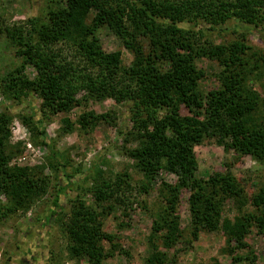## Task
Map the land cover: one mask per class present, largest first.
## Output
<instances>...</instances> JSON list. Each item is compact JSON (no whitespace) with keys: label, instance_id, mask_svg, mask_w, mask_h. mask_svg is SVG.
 Here are the masks:
<instances>
[{"label":"trees","instance_id":"trees-1","mask_svg":"<svg viewBox=\"0 0 264 264\" xmlns=\"http://www.w3.org/2000/svg\"><path fill=\"white\" fill-rule=\"evenodd\" d=\"M230 21L262 31L264 0H64L62 7L48 11L45 20L30 18L12 27L4 25L0 14V36L6 35L19 60L0 78V93L16 105L32 97L41 101V113L30 103L31 113L22 121L32 139L49 151L46 165L54 177L49 180L44 169L10 166L20 149L10 146L11 116L0 112V195L7 198L6 204L0 200V221L28 209L33 192L45 193L48 187L56 190L49 214L40 228L30 230L33 239L16 253L14 264H33L34 260L38 264L42 230L55 223L75 189L66 225L70 256L103 264L117 253L115 237L103 229V217L125 204L126 192L132 190L129 175L108 178L101 164L70 174L68 162L48 139L45 127L50 116L108 99L130 105L129 137L138 146L127 155L136 162V169L150 183L156 178L158 162H164L165 170L177 177L175 185L160 187L161 205L148 238L152 253L146 264H177L176 248L187 242L176 213L183 190L190 194L194 240L203 232H223L232 264L256 261L247 239L254 230L264 238V188L249 198L228 174L215 173L208 179L197 176L195 147L205 142L264 165V122L254 119L262 100L251 88L252 83L264 80V53L250 45L248 35L225 45L201 43L194 33L199 28L204 38V27L215 31ZM102 29L111 31L132 55L128 68L122 66L120 53L103 51L98 38ZM199 59L213 61L220 68L218 88L206 94L200 88L204 72L197 65ZM28 69L34 71V79ZM181 104L202 120L183 118ZM109 120H115L113 114L87 112L78 117L77 125L88 130ZM65 126L66 131L72 129L67 121ZM84 180H91L90 187H84ZM229 201L240 214L223 220ZM247 206L254 211L244 212ZM105 241L111 244L109 252ZM172 250L174 254L169 253ZM211 264L221 263L214 259Z\"/></svg>","mask_w":264,"mask_h":264},{"label":"rangeland","instance_id":"rangeland-1","mask_svg":"<svg viewBox=\"0 0 264 264\" xmlns=\"http://www.w3.org/2000/svg\"><path fill=\"white\" fill-rule=\"evenodd\" d=\"M64 0H3L0 2V14L5 26L19 25L30 18L46 19L50 9L62 7ZM253 29L237 21H230L215 31L204 27L199 34V28L195 29L196 39L204 43V40L215 44H231L238 41L244 35H248L249 43L255 49L264 53V29ZM100 46L106 53H120L122 66L128 68L133 60L132 55L123 47L122 43L108 29L98 32ZM19 65L15 57V49L6 35L0 36V78L9 69ZM197 65L204 72V78L200 82V88L204 94L218 88L217 74L220 68L217 63L199 59ZM29 76L34 79L32 69L27 70ZM261 96L260 107L254 119L264 122V80L261 83L251 85ZM81 98V96H80ZM32 104L41 113V101L32 97L22 105H16L4 98L0 93V112L8 113L11 120L10 146L19 148L20 153L11 161V167L35 168L42 170L47 178H53L47 168L46 159L49 151L32 139L22 117L29 116ZM94 112L97 115L113 114L115 120L92 125L88 130H82L77 125L78 117L83 113ZM183 118L202 120L186 106L181 104ZM38 113V114H39ZM162 115L165 112H161ZM40 115V114H39ZM131 112L128 103L117 104L108 99L102 102L89 101L76 107L69 113H59L45 119L46 134L52 144L68 162L67 171L70 174L91 171L96 165L101 164V169L108 178L116 179L117 175L128 174V181L132 190L126 192L123 203L110 216L103 217L104 231L115 237V248L118 249L114 257L106 259L103 264H146V259L152 253L148 244L155 213L158 212L160 201L158 198L160 187L163 183L175 185L177 177L167 172L164 162H158L159 170L156 178L150 183L144 174L136 169V162L128 155L129 149H134L138 143L129 137L132 123ZM65 121L72 129L66 131ZM129 139L128 143L126 140ZM35 141V143H33ZM195 155L199 169L197 176L208 179L215 173L228 174L239 184L250 198L261 188H264V165L259 164L250 156L238 154L234 151H225L224 147L214 142H205L195 147ZM95 170V169H94ZM85 182V180H84ZM85 188L90 187L91 180L84 183ZM149 184H151L149 186ZM147 191H144V187ZM54 187L46 188L45 193L33 192L30 207L0 221V264H14L16 253L29 243L34 231L41 227L47 217L55 196ZM65 209L57 217L55 223L42 230L44 240L39 244L40 255L46 257L48 264H89L84 259H74L69 252V236L66 225L69 223L71 209L70 201L77 196L76 189L70 192ZM190 194L188 191L180 192V201L177 215L180 218L185 244L178 245L176 250L177 264H211L216 259L221 264H232V255L227 246V238L223 232L201 233L198 240L191 235ZM0 200L4 204L7 198L1 194ZM123 200V198H122ZM91 203V200L89 201ZM251 206L244 208V212H253ZM240 212L233 201H229L223 210L222 219L234 220ZM30 232V233H29ZM248 243L255 252L256 261H244L238 264H264V238L254 230L248 236ZM188 241H191L188 243ZM106 252L110 251L111 244L104 242ZM163 250V249H162ZM242 256L248 255L245 251H237ZM174 254L175 250L169 252ZM237 254V253H236ZM41 264H44L43 262Z\"/></svg>","mask_w":264,"mask_h":264},{"label":"flooded vegetation","instance_id":"flooded-vegetation-1","mask_svg":"<svg viewBox=\"0 0 264 264\" xmlns=\"http://www.w3.org/2000/svg\"><path fill=\"white\" fill-rule=\"evenodd\" d=\"M34 256H35V255H34ZM33 259H34V258H33ZM36 260H37L38 264H41L42 262H43L44 264H47L46 257H43V256L40 255V254L37 256ZM34 262H35V260H34ZM34 262H32V263L34 264Z\"/></svg>","mask_w":264,"mask_h":264}]
</instances>
